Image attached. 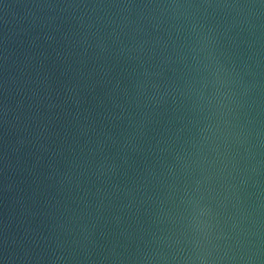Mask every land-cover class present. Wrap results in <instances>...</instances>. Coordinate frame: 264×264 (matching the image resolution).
<instances>
[{
  "label": "water",
  "instance_id": "1",
  "mask_svg": "<svg viewBox=\"0 0 264 264\" xmlns=\"http://www.w3.org/2000/svg\"><path fill=\"white\" fill-rule=\"evenodd\" d=\"M0 264H264V0H0Z\"/></svg>",
  "mask_w": 264,
  "mask_h": 264
}]
</instances>
